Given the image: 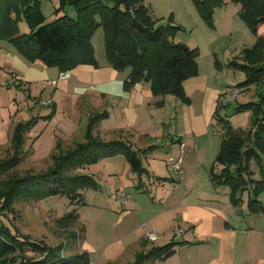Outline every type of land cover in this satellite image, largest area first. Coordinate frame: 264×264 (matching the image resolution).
<instances>
[{
	"label": "trees",
	"instance_id": "trees-1",
	"mask_svg": "<svg viewBox=\"0 0 264 264\" xmlns=\"http://www.w3.org/2000/svg\"><path fill=\"white\" fill-rule=\"evenodd\" d=\"M192 1L210 25H214V8L227 2ZM231 1L240 6L238 14L256 40L228 65L245 72V79L236 86L241 91L254 87L257 98L237 106V111L253 112L250 130L235 128L228 118L219 115V108L224 106L219 100L214 117L221 145L209 175L214 186L230 187V200L234 205L243 201V192L248 190L249 210L259 212L262 209L260 195L264 192V177H253L251 161L257 160L260 164L264 156V33L259 30L264 24V0ZM66 4L76 8L77 17L63 14L46 22L38 0H0V40L9 41L30 62L39 60L48 67L58 68L60 72L70 71L81 64L99 67L92 39L96 29L102 27L109 64L118 71L130 68L123 84L125 90H130L137 83L148 82L157 97L154 104L158 107L164 105V97L168 94L186 104L191 102L184 82L199 74L197 59L200 50L174 40L180 25L172 22L158 24L145 0H60L57 11L64 9ZM22 19L27 22L29 32L20 31L19 22ZM215 65L218 68L223 66L217 56ZM50 107L51 113L46 118H52L56 112L54 103ZM108 115L107 110L91 113L83 129V140L74 139L69 146L64 145L62 140L58 141L51 155L53 165L41 172L29 170L24 175L14 170L28 153L25 149L26 134L35 125L37 117L17 122L11 133L10 155L0 159V176H7L0 182V216L5 211L12 212L15 203L22 197L41 200L49 195L66 194L71 203H84L81 190L98 188L99 183L92 175L80 173L79 169L117 154L125 155L132 171L138 176L137 188L142 187L141 177L148 170L141 154H147L158 145L135 149L132 142L123 137H102L98 127ZM79 219L78 208L74 207L59 217L58 222L71 224ZM80 232H83L81 226L72 232V237L79 240L82 236ZM184 243L172 240L154 245L138 252L130 264L167 259L176 252L178 245ZM63 249V243L49 245L29 235H19L0 220V264H92L87 251L65 255Z\"/></svg>",
	"mask_w": 264,
	"mask_h": 264
},
{
	"label": "rangeland",
	"instance_id": "rangeland-1",
	"mask_svg": "<svg viewBox=\"0 0 264 264\" xmlns=\"http://www.w3.org/2000/svg\"><path fill=\"white\" fill-rule=\"evenodd\" d=\"M38 1L46 22L55 20L63 14L77 17L76 8L73 5L66 4L64 9L57 11V8L60 6V0ZM145 3L150 10L151 16L158 24L166 25L172 22L175 25L181 26L174 35L176 42H182L190 47L199 48L198 65L201 67L203 74L207 75L210 71L211 85L222 90L226 86H236L245 79L246 75L242 69H234L228 65L230 60L240 55L244 48L252 46L256 40V36L252 33L249 26L239 16L238 11L240 6L238 4L227 0L224 5L215 7L213 11L214 25H210L201 17L192 0H145ZM235 13H237L236 19L239 22V28L232 23L231 16ZM19 27L21 32L30 31L24 19L20 20ZM230 32H232V35H230ZM92 41L95 47L96 58L98 57L99 60L106 61L104 31L102 27L96 29ZM1 45L14 47L7 40H0ZM216 56L222 63V68H218L215 65ZM6 65L3 51L0 50V159L10 155L13 126L17 122L37 117L35 125L26 134L25 149H28V153L14 171L19 175H24L29 170L34 172L44 171L53 165L51 155L56 147H53V144L55 142L57 144L61 140L56 135L59 132L58 129L65 130L67 124H71L73 119L70 118L77 116L82 101L80 99L77 103L70 102L67 98H61L59 94L55 97L58 103L59 118L54 122L50 118H46L51 113V107L43 106L40 102L48 97L49 86L41 94L42 88L40 86H32L30 82L26 83L19 79L16 73L11 72ZM49 68L51 69V76L58 75L59 71L56 67ZM124 71L129 72L130 68ZM171 96L176 97L172 94ZM221 97L222 94L219 99ZM256 98L257 95L254 87L241 91L234 100L226 106L219 108V115L228 118L235 128L250 130L253 126V112L251 110L237 111V106ZM192 101L193 104L190 105L188 119L185 114L186 110L183 111L181 108L182 105H185L184 102L180 100L179 106L175 107V102L166 101V115H171V117L177 115V117L175 119L169 118L167 121L165 130L166 140L160 143L149 155L141 154L144 165L149 168L150 173L154 176H169V174L173 173L167 164V160L176 154L175 149L177 150V146L173 143V151H171V144H168V136L170 132H174L173 129L177 125L180 130L186 131L188 125H190L188 122L193 125L197 133L202 131L198 135L197 142L205 147L203 154L207 158V169L210 170L215 162V157L221 145V136L216 131V117H214V122L206 121L199 96L194 94ZM86 103L90 104L88 98H86ZM58 120L60 123L59 126H56ZM75 140H83V136ZM62 142L67 146L73 143V141L71 143ZM150 144L155 143L154 141L150 143L144 141L143 143L140 142L138 147L144 149ZM209 144L211 145L209 146ZM104 159H114L111 165L115 166L117 175L105 178L104 174L109 168L107 167L108 164H105ZM260 164L257 160L251 161V168L256 172V178L264 176V156ZM79 170L80 173L92 175L99 183L98 188L87 187L81 190L84 195V203H71L70 197L66 194L49 195L41 200L22 197L15 203L12 212L5 211L1 214L0 220L19 235H29L34 240H41L49 245L63 243V253L65 255L74 254L78 251H87L90 254L92 264H106V260L110 257L111 249H113L112 243L118 239H123L121 242L125 245L127 244V250L122 253L115 263L127 264L130 260V252L134 253L135 251V245H132V242H127L133 238V233L126 237H123V235L129 234V231H132L138 225H140L141 229H144L143 223L147 222L146 220L156 214L155 212L158 210L139 209L128 215L126 211L129 205H120L117 193L114 191L122 179L124 184L127 183L129 185V188L125 189L126 193H129L127 197L128 202L132 201L133 196L137 195L138 198L141 195L143 197L141 201L145 200L146 202L147 200L151 203L153 199L150 194L151 192L132 185L133 180L130 179L132 172L123 154L103 157L96 162L85 165ZM206 170L204 173H206ZM6 177L5 174L0 176V182ZM152 181V178H150L149 182ZM151 184L153 185V183ZM151 184L149 183L148 185L150 186ZM246 194L244 195L245 197ZM153 195H155V192ZM157 206L161 205L157 204ZM74 207H77L80 213V219L77 222L71 224L58 222L59 217ZM158 213L160 215L151 224L146 223L147 230L156 228L157 232L169 228L171 233L173 232L177 236L173 235V233L161 236L151 244L163 245L168 241L182 240L189 230L187 223L181 217L174 216L172 213L162 214L160 211ZM79 226L82 227L83 232H80L82 236L78 240L72 237V232L78 229ZM83 228H85V231ZM178 228H181L182 231L176 233ZM148 234L149 232L147 231V237ZM28 253L33 254L31 251H28ZM187 254H189L187 247H184L179 258L175 259V264H188ZM172 261L170 260L169 262ZM166 263L168 262L155 261V264Z\"/></svg>",
	"mask_w": 264,
	"mask_h": 264
},
{
	"label": "crops",
	"instance_id": "crops-1",
	"mask_svg": "<svg viewBox=\"0 0 264 264\" xmlns=\"http://www.w3.org/2000/svg\"><path fill=\"white\" fill-rule=\"evenodd\" d=\"M236 16L237 13L231 16L232 23L239 28ZM259 30L264 33V24L260 25ZM230 35H232V32H230ZM0 50L3 51L6 66L11 72L16 73L19 79L26 83L30 82L32 86H40L42 88L41 94L49 86L48 96L50 95L53 98L56 105V112L50 118L52 121L55 122L59 118L58 103L55 97L60 94L61 98H67L70 102L75 103L81 99L82 102L77 116L70 118L73 121L71 124L66 123L65 130L59 128V132L56 133L57 137L67 143L83 136L84 125L89 115L95 111L107 110L109 113L108 117L103 119L98 127V132L102 137L106 139L123 137L125 140L131 141L135 149H140L138 145L144 141L149 143L154 141L155 144L160 145L166 140L165 130L168 119L177 117V115L172 117L166 115V101L175 102V107H177L180 104L178 98L168 94L164 97V105L158 107L154 104L157 97L153 95L148 82L137 83L130 90H125L123 84L129 72L116 70L107 60L101 61L97 57L99 67L88 64L78 65L69 71L70 75L67 79L60 80L59 70L58 75L51 76V69L43 62L39 60L35 62L28 61L14 47L1 45ZM209 72L205 75L199 67V74L187 79L184 86L187 94L192 99L194 94L201 99L206 121L214 122L219 97L229 86L221 90L211 85ZM49 81L57 82L52 89L48 84ZM86 98H88L90 104L86 103ZM192 99L189 104L184 103L185 105L181 106L183 111L186 110L187 119L190 114V105L193 104ZM56 123V126H59V120ZM188 124L190 125H188L186 131L180 130L177 125L173 129L174 132H170L168 136L171 151H173V143L177 146L174 157H178L182 146L184 147L183 179H180L172 169L173 173L169 176H154L146 167L148 172L141 177L142 187L140 188L150 191L153 199L149 203L147 200L146 202L145 200L141 201V198H143L141 195L138 196L140 199L137 198V195H132V201L127 202L129 205L126 211L127 214L129 215L139 209L158 210L162 214L172 213L174 216H179L187 223L189 230L182 240H179L186 243L178 245L172 256L164 260H158L159 262L166 261L168 262L166 264H175V259L179 258L183 248L187 247L189 253L187 254L188 264H264V192L260 195L262 209L259 212L249 210L248 190L243 192V201L234 205L230 200V187L227 185L214 186L211 182L210 170L207 169V158L203 154L205 147L197 142L198 135L202 131L197 133L193 125L190 122ZM55 146L56 142L53 144V147ZM152 152L150 151L145 155ZM112 160L114 161V159H104L109 168L104 174L105 178L117 175L115 166L111 165ZM130 170L132 172L130 178L133 180L132 185L137 186L138 176L132 171L131 167ZM205 170L206 173H204ZM255 173L254 171L253 177L255 179L262 178H256ZM164 177L169 179L165 180ZM150 178H152V182H149ZM149 183H153V185L149 186ZM128 188L129 185L124 184L121 179V183L115 188L114 192L118 193ZM152 191L155 192V195ZM118 203L126 205L121 202ZM157 204L161 206H157ZM158 211L149 217L146 220L147 222L143 223L144 229H141L138 225V227L129 231V234L123 235V237H126L133 233V238L127 242H132V245H135V251L133 250L134 253L130 252V260L127 264L135 260L138 252L156 245L151 244L152 242H155L161 236L173 233L169 228L157 232L156 228L147 230L146 223L151 224L160 215ZM147 231L154 232L157 238L149 240ZM173 235L177 236L174 233ZM121 241L123 239H118L112 243L113 249H111L106 264H117L115 261L127 250V244L125 245ZM192 250L194 251L192 252ZM170 260L173 261L169 262ZM146 264H155V261Z\"/></svg>",
	"mask_w": 264,
	"mask_h": 264
},
{
	"label": "built area",
	"instance_id": "built-area-1",
	"mask_svg": "<svg viewBox=\"0 0 264 264\" xmlns=\"http://www.w3.org/2000/svg\"><path fill=\"white\" fill-rule=\"evenodd\" d=\"M70 75L69 71H62L59 74V79L64 80L67 79ZM56 81H49L48 84L50 85L51 89L56 85ZM241 92V88L237 86H231L227 87L225 91L222 94V97L219 99L221 104L226 106L228 103H230L232 100H234L237 95ZM43 106H52L54 103L53 98L49 95L47 98L43 99L40 101ZM183 158H184V147L182 146L181 148V153L178 157H170L167 160L168 166L175 172V174L180 178L183 179ZM128 194L126 191H120L117 193V199L119 202L122 204H127ZM182 229L178 228L176 230V233L181 232ZM157 237L154 232H149L148 234V239L149 240H155Z\"/></svg>",
	"mask_w": 264,
	"mask_h": 264
}]
</instances>
